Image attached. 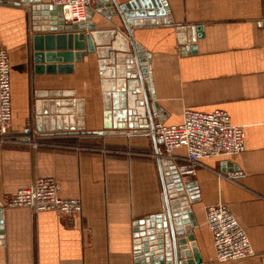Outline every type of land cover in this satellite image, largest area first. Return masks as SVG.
I'll return each instance as SVG.
<instances>
[{"label":"crops","instance_id":"0c3cea01","mask_svg":"<svg viewBox=\"0 0 264 264\" xmlns=\"http://www.w3.org/2000/svg\"><path fill=\"white\" fill-rule=\"evenodd\" d=\"M12 1L0 0V49L10 58L13 129L21 141L0 143V264H135V222L163 210L159 159L152 156L162 144L147 134L97 135L104 131L97 54L74 63L56 57L44 66L72 64V71L36 74L31 7ZM166 2L170 24L133 28L134 41L151 56L150 76L156 102L166 112L165 124H180L187 109L223 110L246 133L244 153L203 160L187 182L196 183L200 198L192 208L202 264H219L206 211L220 203L239 220L256 253L225 264H264V0ZM93 21L100 30L125 32L119 16L108 20L96 13ZM184 27L203 30L186 45L177 32ZM58 92H74V97L62 98L66 101L84 100V130H78L68 111L64 130H37V102L59 100L51 97ZM38 141L42 144L34 145ZM186 158L185 148L174 152L179 172ZM232 171L245 177L231 181L224 175ZM42 177L60 184L61 198L80 199L82 213L71 218L8 208L18 191Z\"/></svg>","mask_w":264,"mask_h":264},{"label":"water","instance_id":"95a60500","mask_svg":"<svg viewBox=\"0 0 264 264\" xmlns=\"http://www.w3.org/2000/svg\"><path fill=\"white\" fill-rule=\"evenodd\" d=\"M12 3H25L31 7L33 31L36 33L33 36L36 74L72 71V64L58 68L44 66L45 61L50 63L56 57L60 63H74L89 54H97L104 102V131L97 135H143L149 123L157 118L164 119L166 112L156 102L154 89L152 94L150 92L153 87L150 79L151 56L134 41L133 28L170 24L166 0H133L123 5L115 0H96V7L89 11L88 22L78 25L67 24L62 8L43 0H13ZM96 13L108 20L119 16L125 32L98 29L93 21ZM202 30V27L177 28L180 43L187 45L195 42ZM192 50L195 51V47ZM74 96V92H58L51 97L61 98L59 100L37 102V130L45 133L64 130L63 123L67 122L65 115L68 112L75 115L78 130H84V100L62 99ZM158 143L162 141L158 140ZM158 164L163 182V210L160 214L135 222V264H202L193 232L198 227L192 208L200 202L197 185L183 181L174 161L158 160ZM2 215L0 205V245L4 235Z\"/></svg>","mask_w":264,"mask_h":264},{"label":"built area","instance_id":"2783aa9c","mask_svg":"<svg viewBox=\"0 0 264 264\" xmlns=\"http://www.w3.org/2000/svg\"><path fill=\"white\" fill-rule=\"evenodd\" d=\"M50 5L61 7L66 23H87L89 11L96 7V0H50ZM151 79V76H150ZM152 83V81H151ZM154 87L151 86L152 94ZM148 136L162 141V148L152 156L159 160L173 161L174 152L187 150L186 166L180 169L185 183L195 175L202 161L219 156H235L246 151V133L241 126L233 124L228 112L215 110L211 113L187 109L182 122L166 125L165 119L149 123ZM127 136H130L129 134ZM20 142L13 129L11 63L6 49H0V143ZM30 143V138L28 139ZM42 144L41 141L34 145ZM231 181L245 177L243 172H228ZM60 184L53 178H37L31 188L18 191L8 202V208H28L37 213L57 212L71 218L83 211L80 199H65L59 196ZM207 225L213 238L216 262L225 264L241 262L256 255L249 237L230 209L220 203L206 211Z\"/></svg>","mask_w":264,"mask_h":264}]
</instances>
